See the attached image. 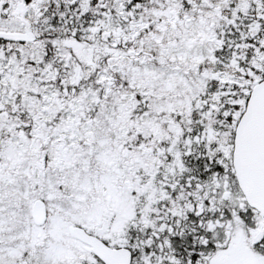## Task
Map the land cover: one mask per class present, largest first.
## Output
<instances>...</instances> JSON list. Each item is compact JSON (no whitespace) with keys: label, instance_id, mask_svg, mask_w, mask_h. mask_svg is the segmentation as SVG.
<instances>
[{"label":"snow or ice","instance_id":"1","mask_svg":"<svg viewBox=\"0 0 264 264\" xmlns=\"http://www.w3.org/2000/svg\"><path fill=\"white\" fill-rule=\"evenodd\" d=\"M0 264H264V0H0Z\"/></svg>","mask_w":264,"mask_h":264}]
</instances>
